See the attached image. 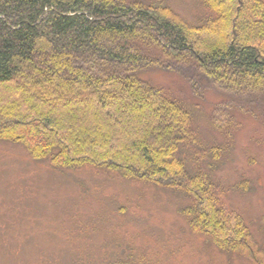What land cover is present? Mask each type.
<instances>
[{"label":"trees","instance_id":"trees-1","mask_svg":"<svg viewBox=\"0 0 264 264\" xmlns=\"http://www.w3.org/2000/svg\"><path fill=\"white\" fill-rule=\"evenodd\" d=\"M201 2L214 17L197 26L140 1L0 0V141L55 169L91 167L184 195L191 231L256 261L264 250L217 199L212 173L225 149L201 139L199 102L181 86L194 99L216 89L213 124L228 138L235 112L263 109L264 5ZM161 72L178 82L153 81Z\"/></svg>","mask_w":264,"mask_h":264},{"label":"rangeland","instance_id":"rangeland-1","mask_svg":"<svg viewBox=\"0 0 264 264\" xmlns=\"http://www.w3.org/2000/svg\"><path fill=\"white\" fill-rule=\"evenodd\" d=\"M130 1L164 6L191 25L214 17L201 0ZM153 81L178 79L161 72ZM186 86L185 98L199 102L195 118L203 114L197 123L201 139L225 149L212 173L222 191L217 199L264 250V107L235 112L238 127L228 138L213 124L216 89L210 87L200 101ZM188 204L177 192L115 173L55 169L33 160L23 146L0 141V264H262L264 251L254 261L191 231L181 212Z\"/></svg>","mask_w":264,"mask_h":264}]
</instances>
